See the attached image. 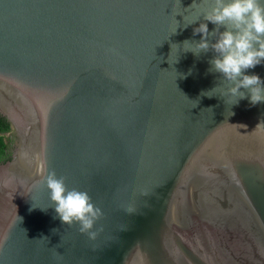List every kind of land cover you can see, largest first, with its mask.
Wrapping results in <instances>:
<instances>
[{
  "label": "water",
  "instance_id": "water-1",
  "mask_svg": "<svg viewBox=\"0 0 264 264\" xmlns=\"http://www.w3.org/2000/svg\"><path fill=\"white\" fill-rule=\"evenodd\" d=\"M0 264H264V0H0Z\"/></svg>",
  "mask_w": 264,
  "mask_h": 264
},
{
  "label": "trees",
  "instance_id": "trees-1",
  "mask_svg": "<svg viewBox=\"0 0 264 264\" xmlns=\"http://www.w3.org/2000/svg\"><path fill=\"white\" fill-rule=\"evenodd\" d=\"M9 130V124L5 121L4 118L0 117V165L10 158V156L5 153L7 139L4 137V134Z\"/></svg>",
  "mask_w": 264,
  "mask_h": 264
},
{
  "label": "flooded vegetation",
  "instance_id": "flooded-vegetation-1",
  "mask_svg": "<svg viewBox=\"0 0 264 264\" xmlns=\"http://www.w3.org/2000/svg\"><path fill=\"white\" fill-rule=\"evenodd\" d=\"M10 134H12L11 130H9L8 132H6L4 134V137L7 139L6 143H7V146H6V149H5V153L8 154V156H10L12 150H13V147H14V142H12L10 140Z\"/></svg>",
  "mask_w": 264,
  "mask_h": 264
}]
</instances>
